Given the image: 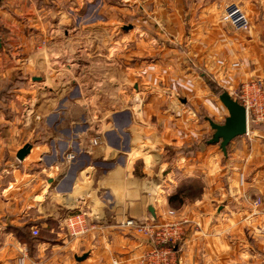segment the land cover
<instances>
[{
	"label": "crops",
	"instance_id": "0c3cea01",
	"mask_svg": "<svg viewBox=\"0 0 264 264\" xmlns=\"http://www.w3.org/2000/svg\"><path fill=\"white\" fill-rule=\"evenodd\" d=\"M231 1L121 0L92 22L103 0H2L0 85L16 92L0 109V264H139L155 245L121 224L168 210L186 221L180 264H264V122L248 114L225 154L209 120L228 110L203 121L193 101L204 67L234 100L264 83V0H234L244 31L221 20ZM93 97L131 121L73 123L71 101ZM32 98L53 122L27 121Z\"/></svg>",
	"mask_w": 264,
	"mask_h": 264
},
{
	"label": "rangeland",
	"instance_id": "374dc122",
	"mask_svg": "<svg viewBox=\"0 0 264 264\" xmlns=\"http://www.w3.org/2000/svg\"><path fill=\"white\" fill-rule=\"evenodd\" d=\"M115 1H121V0H108V2H107V0H103V2L98 3L95 6V8H91V10H93V9L95 10L96 16L92 17L90 21L97 22L98 21L97 15L99 14V12H105V10H107V8H108V5H116ZM124 4L128 5L126 3H124ZM230 4L238 5V3L235 2L234 0L227 3L223 7V9L221 10V19H222V15L225 11V8ZM129 5H131V4H129ZM141 6H144V4L142 3ZM99 10H101V11H99ZM96 11H98V12H96ZM149 22L150 21L146 17L144 18V20H142L143 25H144V23L146 24ZM123 26L125 28H128L131 25L125 24ZM143 27H145V29H146L148 26L145 25ZM206 71H207V69L204 67L203 69H201L198 72L202 76L203 83H202V87L194 88V90L196 89L200 93L203 92V97L198 99V100H193L194 105L196 106V109L199 110V114H197V115L200 119H203V121H205V118H209V119L211 118L210 116L208 117V115H207V107L210 106V108H211L212 104L214 106H217V105L222 106V103L220 101V96L226 92L225 91L226 89L222 88V85L218 86L217 83L211 81V78L209 75H207ZM18 77H19V75L17 76V78ZM80 78H82V79L84 78L83 80H86V79H88V75L87 74L85 76L81 75ZM14 81L15 80L12 79L9 83L8 82L2 83L0 85V109L1 110L3 109V107L8 102H14L13 101V97H14L13 94L16 92V89H15L16 83ZM35 86L37 87V85H35ZM28 88H29V93H30V90H34L33 88L30 87V85L28 86ZM9 96H11V98ZM34 96H36V94ZM212 98H213V100H212ZM29 101H30V103H29L30 110H28L29 112H27V116H28L27 121L29 123H32V124L44 123L45 124L46 122H48L52 118V117H49V119H47L45 115H36L32 109V107L33 108L35 107L34 104L36 102V98H35V100L32 98ZM114 101H115L114 99L108 98L107 100H104L100 97H96V98L93 97L91 99H80V100H76V101H71V102L75 103L74 107H75L77 112H80L79 114L81 116L79 118L77 117L76 120H74L72 118L70 120L73 123H77V122L82 123L83 121L81 119L84 116L83 114L87 113L86 114L87 115L86 120L92 124L91 126H92V129L94 130L95 133H101V131L100 130L97 131L96 128L101 127L103 124L111 126V125H114L116 123L123 124V123H127V121H131V115L129 116L130 119L127 118L128 116L125 115L127 112H130L131 110L128 111V109H126L127 107L122 108L123 106L120 108V110H118V111L115 110V107H112V106H115ZM177 101H179L178 103L181 102L180 99ZM240 101L243 102L242 100H240ZM240 101H238V102L240 103ZM240 104L243 106L242 103H240ZM18 106L19 105H17V107ZM105 107H107V109H105ZM110 109H113V110L109 111ZM210 111H211V109H210ZM200 112H201V114H200ZM132 118H133V120H135L134 115ZM70 120L68 119V117L66 115H62L60 117L61 123H64V122L68 123V122H70ZM224 121H225L224 118L220 116L219 121H217V122L223 124ZM49 122H53V121H49ZM208 129H209V127H208ZM211 134H213L212 131H210L209 135L211 136ZM208 138L210 139L211 137H208ZM94 141H96L97 143L99 142L98 140H94ZM164 216H165V220H166V221H164V223H173V224H178V225H184V223L186 222V221L184 222V220L180 221L179 220V213L174 211V210L165 211ZM169 217H171V218H169ZM161 224H163V223H161ZM181 243H180V241L177 243V252L179 251ZM159 260L160 259H158L157 262L161 263V261H159Z\"/></svg>",
	"mask_w": 264,
	"mask_h": 264
},
{
	"label": "built area",
	"instance_id": "2783aa9c",
	"mask_svg": "<svg viewBox=\"0 0 264 264\" xmlns=\"http://www.w3.org/2000/svg\"><path fill=\"white\" fill-rule=\"evenodd\" d=\"M221 20L236 31H244L249 27V20L245 12L236 4H230L225 8ZM220 64L224 63L220 62ZM234 67L239 66L235 64ZM241 100L248 114H251L255 122H264V83L262 81L245 85ZM255 204L259 205L260 201L255 202ZM121 226L152 239L155 245V248L144 256L139 264H180L177 243L183 241V225L173 223L159 224L155 220L140 222L129 219L124 221ZM70 228L73 232H76L78 223L71 221ZM88 230V228H83L81 232H87ZM33 235L38 236L39 232L34 230ZM158 259H160L161 263L157 262ZM20 264H26L25 258L20 260Z\"/></svg>",
	"mask_w": 264,
	"mask_h": 264
},
{
	"label": "water",
	"instance_id": "95a60500",
	"mask_svg": "<svg viewBox=\"0 0 264 264\" xmlns=\"http://www.w3.org/2000/svg\"><path fill=\"white\" fill-rule=\"evenodd\" d=\"M2 0H0V5ZM221 103L229 112V117L223 125L214 123L209 120V123L215 131L211 143L220 144L223 153H227L229 144L239 137L247 135L249 128V117L247 109L242 106L237 100H234L227 92L220 96ZM32 147L27 145L19 153V159L23 160L29 155Z\"/></svg>",
	"mask_w": 264,
	"mask_h": 264
}]
</instances>
